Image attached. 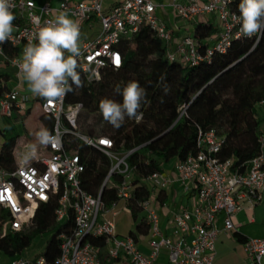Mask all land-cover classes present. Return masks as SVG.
<instances>
[{
  "label": "built area",
  "instance_id": "2783aa9c",
  "mask_svg": "<svg viewBox=\"0 0 264 264\" xmlns=\"http://www.w3.org/2000/svg\"><path fill=\"white\" fill-rule=\"evenodd\" d=\"M230 2H169L176 18L192 21L210 16L216 21L218 34L201 54L192 35L173 42L170 29L156 14L159 4L154 0H121L108 10L103 9L102 0H60L57 6L49 0L39 6L33 0H11L16 19L8 43L18 49V54L8 57L0 46V63L14 66L20 77L17 63L24 47L29 41L35 42L40 27L63 11L80 24L81 53L77 59L87 82L98 79L104 67H121L123 57L118 43L130 39L144 26L164 42L169 61L196 65L209 60L215 51L225 52L232 40L247 37L241 32L239 15L231 10ZM39 98L42 110L52 117L51 133L60 139L50 145L17 144L13 148L15 170L0 168V213L4 214L0 218V239L8 231L33 229L39 205L51 200L56 202V223L63 225L71 218L72 226L58 233L59 254L54 261L49 262L40 253L26 257L23 250V254L2 264H154L162 249L172 264H214L218 236L237 231L234 218L239 211L264 202V127L258 135L257 154L246 163L235 165L233 158H219L223 138L213 128L198 126L194 152L182 160H173L171 172L165 170L166 163L161 170L137 180L134 166L127 162L133 148L124 150L121 143L116 147L113 138L103 133L78 131L81 103L65 105V97L57 101ZM30 100L31 96L18 86L9 89L0 96V118L23 113ZM187 106H180L177 119L185 114ZM65 133H72L108 157L109 167L96 195L82 185L84 164L77 153L64 147ZM28 145L36 146L35 154L25 162ZM173 181L189 195V202L173 212L172 231L165 234L159 222V196ZM138 187L146 188L147 195L136 197ZM105 188L115 189V199L108 203L102 200ZM120 201L126 204L122 210L130 212V206L135 204L144 213L149 225L148 253L139 250L132 236L116 234L113 217ZM97 238L102 239L101 246L91 242ZM242 247L246 264H264V237H245Z\"/></svg>",
  "mask_w": 264,
  "mask_h": 264
},
{
  "label": "trees",
  "instance_id": "16d2710c",
  "mask_svg": "<svg viewBox=\"0 0 264 264\" xmlns=\"http://www.w3.org/2000/svg\"><path fill=\"white\" fill-rule=\"evenodd\" d=\"M240 0H231L230 8L239 15ZM214 18L196 24L193 37L199 43L200 53H204L209 38L217 30ZM8 57L18 54L16 47L4 43L0 45ZM117 48L121 51L123 61L119 68L104 67L98 79L87 82L84 73L78 68L83 87L65 97V105L82 104V111L90 112L91 119L104 124L100 129L91 128L87 124L88 134L103 133L113 138L116 147L122 144L124 150L134 149L127 157V162L134 166L137 180L148 174L159 171L163 164L171 160H182L196 150L197 127L213 128L223 138L219 158H233L235 165L246 163L258 150V135L261 131L260 117L254 107L264 101V32L252 37L232 40L225 52H213L209 60L200 61L196 65H182L177 61H169L165 55V44L148 27H141L130 39L121 40ZM8 76L0 75V96L8 91ZM135 80L146 91V102L142 104L140 120L127 119L123 126L114 128L105 121L99 103L103 98L122 102V97L114 89L121 88ZM164 84L170 86L165 95ZM39 113L48 116L47 124L41 123L50 132L53 120L50 114L41 108ZM188 104L185 114L180 116L179 109ZM80 112V114L82 113ZM32 106L23 115H16L12 121H20L21 131L15 124L4 119L0 127V168L12 172L16 168L13 156L15 141L20 133H26L25 119L31 114ZM79 114V117H80ZM177 121L175 122V120ZM79 121V118H78ZM39 122H41L39 120ZM80 129L78 123V131ZM64 147L75 152L84 164L81 174L82 185L90 193L96 195L109 167L108 157L94 147H90L76 138L72 133L63 136ZM138 198L147 195L146 188H137ZM161 202L164 195L159 196ZM115 199V189L105 188L102 200L106 203ZM55 200L41 203L35 215V227L26 232L8 231L0 239V256L5 259L23 254L39 235L50 233L42 250L23 255L30 257L40 253L49 262L59 254L58 233L69 230L72 226L70 218L66 224L56 223L53 210ZM130 214L134 220L139 218L135 231H129L136 240V233L147 234L149 225L138 206H130ZM4 214L0 213V218ZM233 235L237 241L243 242L245 237L238 232ZM96 246L103 244L102 239H92Z\"/></svg>",
  "mask_w": 264,
  "mask_h": 264
},
{
  "label": "clouds",
  "instance_id": "9594fccd",
  "mask_svg": "<svg viewBox=\"0 0 264 264\" xmlns=\"http://www.w3.org/2000/svg\"><path fill=\"white\" fill-rule=\"evenodd\" d=\"M11 7V0H0V45L9 42L13 36L16 17ZM238 8L241 32L245 36L264 32V0H240ZM80 53V24L62 11L39 28L35 42L26 44L22 59L17 63L18 75L22 76L32 95L48 101L62 100L75 88L83 87L78 71ZM114 91L122 97V102L103 98L99 103L105 121L119 128L125 118L139 120L142 104L146 102L145 89L132 80L123 88L117 85ZM163 91L167 95L170 86L164 84ZM59 139L47 128H41L37 133V140L42 145L58 143ZM35 148V145H28L23 156L25 162L35 154Z\"/></svg>",
  "mask_w": 264,
  "mask_h": 264
},
{
  "label": "crops",
  "instance_id": "0c3cea01",
  "mask_svg": "<svg viewBox=\"0 0 264 264\" xmlns=\"http://www.w3.org/2000/svg\"><path fill=\"white\" fill-rule=\"evenodd\" d=\"M36 6L41 5L46 0H33ZM121 0H102V6L104 10H108L111 6L114 4L120 2ZM156 3L159 4V6L156 9V14L165 22L167 27L170 29L172 36H173V42H177L181 37L188 35L185 34L186 32L191 31V35H193V30L195 29V26L199 22H204L209 20L208 18H213L208 16V18L203 17H197L192 21L183 20L180 18H176L170 11L169 8V2L171 0H154ZM178 2H183L184 0H176ZM51 5L57 6L60 0H49ZM203 18V19H202ZM215 21V20H214ZM214 40V38L211 40V42ZM10 69H13L14 73L13 75L10 73ZM0 75L8 76V80L6 81L8 89H11L13 87L18 86L21 88V90L25 93H27L24 89L27 87L26 82L22 78V76L18 77L16 74V68L10 64L6 63H0ZM7 92V91H6ZM28 94V93H27ZM36 98L38 96H35ZM32 98V96H31ZM261 106L264 104H260ZM31 105L28 104L27 108ZM262 112H264V108H261ZM25 112V111H24ZM23 112V113H24ZM23 113L14 112L11 117H2L0 118V127L3 125L4 119L8 118L9 120H12L13 117L18 115H23ZM32 113V112H31ZM31 115V114H30ZM30 115L25 119V129L26 133H21V137L17 138L15 141V146L17 144L22 143H28V144H36L39 141L37 140V129L43 128L42 125H35V122L37 123V120L30 117ZM41 124V123H40ZM15 125L18 128H20L21 131V124L18 121H15ZM18 128V129H19ZM165 170L168 172L172 171V163H167L165 165ZM165 196V200L161 202L160 198V205L158 207V214H159V222L160 227L163 230L165 234H170L172 231V214L174 211L186 206L189 202V195L183 193L179 183L177 181H173L170 186L167 188L165 193L161 194ZM264 206V202L258 204L254 208H244L243 210L239 211L234 218V223L236 225V229L240 235L244 237H264V231H261V233H257L258 230V224L256 223L255 216L253 215L256 208H261ZM124 211V210H123ZM119 212V211H118ZM117 212V214H118ZM130 216L129 221H125L124 219H115L116 215L113 217L114 223H115V232L117 235L124 236L129 234V231H135V225L139 221V218L137 220H134L130 214V212H127ZM141 215L145 216L144 213H141ZM248 217V218H247ZM146 220V219H145ZM237 241L236 237L233 235V232L229 233V235ZM222 233L218 236V239L216 241V251L217 248H221L222 245H224V241L226 239L228 240V237L224 236L222 237ZM229 241V240H228ZM136 242L138 245V248L140 251L144 253L149 252L148 247V236L147 234L142 233H136ZM239 242V241H238ZM242 246V242H240ZM243 250V249H242ZM216 258V254H215ZM214 258V264H218L215 262ZM246 259V258H245ZM7 259L2 258L0 256V263H4ZM154 264H172L167 259V253L165 249H162L160 253L158 254Z\"/></svg>",
  "mask_w": 264,
  "mask_h": 264
},
{
  "label": "rangeland",
  "instance_id": "374dc122",
  "mask_svg": "<svg viewBox=\"0 0 264 264\" xmlns=\"http://www.w3.org/2000/svg\"><path fill=\"white\" fill-rule=\"evenodd\" d=\"M208 19H210V18H208ZM212 21H214V20L212 19ZM214 23L217 26V30L215 31V33H213L209 38H207L205 40L206 42L210 43L211 40L213 38H215L218 34L219 27H218L216 21H214ZM185 34L191 35L192 33L190 31L188 33L186 32ZM13 71H14L13 69H10V73L12 75L14 73ZM24 90L30 96H32V98L29 102V104L32 106V113H31L30 117L37 120V123L35 122V125H38V126L40 125V127H41L40 123L47 124L49 118H48V116L39 113L40 106H39L38 101L36 100V97L29 92L27 87H25ZM261 108H264V105L261 106L260 104L259 105L257 104L254 107L256 113L260 117V126L264 127V112H262ZM92 116L93 115L90 112H86V111H82V113L80 114L78 123L80 126L79 131L81 133L88 134V131H87V124L88 123L90 125H93L91 128H94L95 130L100 129L102 127V125L104 124L103 122L96 124V122H94V120L91 119ZM39 120L41 122H39ZM10 121H11V124H15L14 121H12V120H10ZM18 122L20 123L21 120ZM18 128H19V125H18ZM18 128H17V130L20 131V128L19 129ZM39 130H40V128L37 129V133L39 132ZM19 137H21V133H20ZM19 137H17V138H19ZM170 163H173V160H171ZM124 205H126V204L123 201L118 202V205L116 208L119 210V212L116 215L115 219L121 218V219H124L125 221H129V219H130L129 214L126 211L122 210V207ZM253 215L255 216L256 223L258 224L257 233H261V231H259V230L264 231V206H262L261 208H256ZM222 235H223L222 237H224V236L228 237L229 241L226 239V241H224V245H222L220 249L217 248L215 262L218 264H246L245 253L242 250L243 247L241 246L240 242L236 241L231 236V234L229 235V233L224 232V233H222ZM49 236H50V233H45V234H42V235L36 237L32 241L31 245L24 252H29V254H33V253H36V252L42 250L44 245H45V241L48 239Z\"/></svg>",
  "mask_w": 264,
  "mask_h": 264
},
{
  "label": "snow or ice",
  "instance_id": "6c2138e0",
  "mask_svg": "<svg viewBox=\"0 0 264 264\" xmlns=\"http://www.w3.org/2000/svg\"><path fill=\"white\" fill-rule=\"evenodd\" d=\"M117 60H118V58H117Z\"/></svg>",
  "mask_w": 264,
  "mask_h": 264
}]
</instances>
